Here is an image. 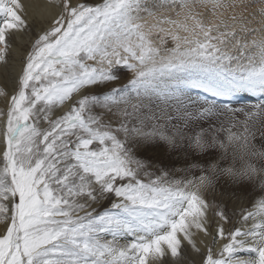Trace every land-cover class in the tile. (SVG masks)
<instances>
[{"label": "snow or ice", "instance_id": "snow-or-ice-1", "mask_svg": "<svg viewBox=\"0 0 264 264\" xmlns=\"http://www.w3.org/2000/svg\"><path fill=\"white\" fill-rule=\"evenodd\" d=\"M50 3L0 0V264H264V0Z\"/></svg>", "mask_w": 264, "mask_h": 264}, {"label": "bare ground", "instance_id": "bare-ground-1", "mask_svg": "<svg viewBox=\"0 0 264 264\" xmlns=\"http://www.w3.org/2000/svg\"><path fill=\"white\" fill-rule=\"evenodd\" d=\"M22 3H24L26 7V11L28 13L27 18L35 24L38 21L41 20H46L51 18V13L53 12V7L50 3V1L46 2L45 5L40 3L37 0H22ZM24 39L30 41V34H27ZM25 48H27V45H25ZM19 67V65H17ZM3 69L0 68V73H2ZM3 81L0 80V83ZM10 86V85H9ZM193 95H195V92H193ZM250 101H255V99H250V100H241L242 103L244 102H250ZM3 105V106H2ZM4 107V102L3 99L0 98V107ZM178 167L180 165H177ZM200 244V239H198V245Z\"/></svg>", "mask_w": 264, "mask_h": 264}, {"label": "rangeland", "instance_id": "rangeland-1", "mask_svg": "<svg viewBox=\"0 0 264 264\" xmlns=\"http://www.w3.org/2000/svg\"><path fill=\"white\" fill-rule=\"evenodd\" d=\"M37 1H39L40 3H42L43 5H45V1L48 2V1H50V0H37ZM28 20H29V19H28ZM29 22H30V24H33V22H32L31 20H29ZM33 25H34V24H33ZM26 35H27V34H26ZM32 36H34V33L30 34V39H29V40H31V37H32ZM29 42H30V41H29ZM26 45H27V44H26ZM255 102H256V101H253V102L250 101V102H244V103H255ZM239 103L243 104L241 101H239ZM2 106H3V105H2ZM2 106H1V107H2ZM198 239H200L199 236L196 237L197 244H198Z\"/></svg>", "mask_w": 264, "mask_h": 264}]
</instances>
